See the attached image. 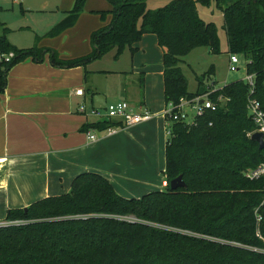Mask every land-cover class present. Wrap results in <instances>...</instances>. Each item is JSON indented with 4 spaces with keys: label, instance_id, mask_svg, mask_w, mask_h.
Segmentation results:
<instances>
[{
    "label": "trees",
    "instance_id": "trees-1",
    "mask_svg": "<svg viewBox=\"0 0 264 264\" xmlns=\"http://www.w3.org/2000/svg\"><path fill=\"white\" fill-rule=\"evenodd\" d=\"M106 1L109 10L97 14L110 21L91 33V52L85 56L63 60L50 48L20 50L0 36V52L15 54L0 66V94L7 72L19 62L48 56L55 68H85L112 49L120 53L154 35L162 51L165 103L203 95L208 89L200 81L194 93L188 91L180 64L199 46L220 53L216 26L202 20L197 9L214 2L222 14L227 53L246 61V73L254 77L252 97L264 113V0H173L155 10L147 9L148 0ZM85 2L74 0L47 37L72 28ZM248 90L242 80L226 84L209 95L213 102L226 99L217 111L192 126L172 124L163 190L124 198L106 178L85 173L73 179L66 194L27 210H8L5 222L11 225L0 228V264H264V219L257 223L255 213L262 214L264 176L244 175L264 165V149L251 139L255 125L246 109ZM119 125L104 121L84 131ZM178 176L185 187L170 189Z\"/></svg>",
    "mask_w": 264,
    "mask_h": 264
},
{
    "label": "crops",
    "instance_id": "crops-1",
    "mask_svg": "<svg viewBox=\"0 0 264 264\" xmlns=\"http://www.w3.org/2000/svg\"><path fill=\"white\" fill-rule=\"evenodd\" d=\"M107 17L110 21V16ZM73 27L56 38H50L49 42L39 43L40 48H55L53 50L58 51L63 60L84 54L62 52L67 43L76 47L77 29ZM94 73L86 71L84 81L92 85L89 75ZM73 74L68 69L53 67L48 56L42 62H19L6 74L5 90L0 94V205H5L6 213L10 209H24L45 198L68 193L73 179L85 173L106 178L115 192L124 198L139 199L152 191L164 189L165 177L160 188H157L158 183L150 180L156 177L154 156L156 158L158 151H164L165 158L168 140L167 135L164 138L158 118H154L156 114L153 120L120 129L113 136L102 137L100 131L94 130L97 140L91 142L87 138L91 130L85 132L84 127L102 121L81 114L77 109L80 105L88 110L104 108L109 102L102 104L100 101L94 106L96 92L93 87L86 89V95L79 83L71 80ZM141 75L143 95L138 96L132 88H126L123 98L114 102L122 100L134 111L152 113L156 106L151 101L148 103L145 71ZM74 86L75 90H83L82 97L75 96ZM161 94L163 99L162 83ZM132 151L137 162L127 165L128 153ZM143 151L152 154L151 162L141 156H144ZM115 178H125L120 183L121 188L110 180Z\"/></svg>",
    "mask_w": 264,
    "mask_h": 264
},
{
    "label": "rangeland",
    "instance_id": "rangeland-1",
    "mask_svg": "<svg viewBox=\"0 0 264 264\" xmlns=\"http://www.w3.org/2000/svg\"><path fill=\"white\" fill-rule=\"evenodd\" d=\"M171 1L173 0H148L146 6L149 10H155L166 6ZM73 4L74 0H0V36L5 35L7 42L16 49L23 50L34 46L40 48L39 43L49 42L50 38L47 37V34L62 20L65 11L70 10ZM197 7L202 20L211 22L216 26L220 42V53L213 54L206 47L199 46L183 56L180 67L186 78L188 91L194 93L199 81L203 87L210 91H216L226 84L244 80L247 73L246 61L243 57L236 55L238 59L237 71L231 72L228 69L229 54L227 53L225 32L222 29L221 11L214 2L209 6L198 5ZM107 10H109V4L106 0H86L83 12L79 16L75 27H73L77 29L75 35L76 47L67 43L65 44L66 49L62 52L68 54L73 53L71 51L84 53L77 57L89 54L91 52L90 34L109 22L108 17L105 22L101 21L97 12ZM162 69V54L155 36L144 35L131 48L125 46L120 53H117L116 49H112L86 65L85 68L68 69V72L75 73L71 80L77 81L84 92L89 86L93 87L96 92L93 95L94 106H96L100 101L103 104L104 102L110 103L122 99L124 96L123 91L126 88H132L134 94L138 96L143 95L144 85L141 83V72L145 71L147 81L145 95L148 103L151 101L150 103L156 106L154 108L156 110L151 111L154 116L156 114L154 118H158L162 133L166 138L173 123L169 121L166 125L164 121L163 112L168 107V103H165L161 94ZM86 71H95L94 74L89 75V77L91 76L92 85L86 83L83 79ZM73 90H75V86ZM210 91L207 93H212ZM187 112L191 116L192 112L189 109ZM143 154L144 156H141L145 157L147 162L148 159L149 162L152 161L150 159L152 154L149 155L144 151ZM157 155L153 159L157 167L156 177H152L150 180L156 182V184L158 183L157 188H160L161 181L164 178V151L160 153L158 151ZM137 157L139 156L137 155ZM127 159V165L137 162L133 157V151L128 153ZM124 179L115 178L110 180L116 182L121 188L120 183H123ZM5 213V205H0V222L5 221Z\"/></svg>",
    "mask_w": 264,
    "mask_h": 264
},
{
    "label": "built area",
    "instance_id": "built-area-1",
    "mask_svg": "<svg viewBox=\"0 0 264 264\" xmlns=\"http://www.w3.org/2000/svg\"><path fill=\"white\" fill-rule=\"evenodd\" d=\"M15 57L13 52L2 53L0 52V66L3 64L10 63ZM229 66L228 69L231 72L238 70L237 63L238 59L236 55L229 54ZM248 85V95H247V113L253 124L255 125L254 133H262L264 135V113L260 108L259 103L252 97L254 88V77L251 74H246L244 80H242ZM75 96L82 97L83 90L78 89L74 92ZM210 93H205L203 95L195 96L191 99L180 98L178 103H168V107L164 109L163 116L166 125L171 121L172 123H184L187 126H192L196 123L198 118L203 117L207 113L215 112L219 108V104L226 102V99L218 98L217 102H213L209 98ZM192 112L189 116L187 110ZM78 112L84 115L95 117L102 122H116L120 123L116 127H108L102 131L100 134L102 137H109L115 135L120 129L134 127L142 123L148 122L153 119L154 115L148 111L143 110L142 112L134 111L131 106L125 101H117L107 104L104 108H91L87 109L84 105L78 107ZM170 130L167 133V137H170ZM87 138L89 141L94 142L97 140L94 130L87 133ZM245 177L249 180H257L264 176V165H260L255 169H251L245 172ZM163 188L167 186L166 180L163 181ZM264 201L261 203V207ZM256 213V221L260 223L263 220L262 214ZM126 220H134L133 218H127ZM11 225L10 222H0V228L8 227ZM259 236V233H257Z\"/></svg>",
    "mask_w": 264,
    "mask_h": 264
},
{
    "label": "water",
    "instance_id": "water-1",
    "mask_svg": "<svg viewBox=\"0 0 264 264\" xmlns=\"http://www.w3.org/2000/svg\"><path fill=\"white\" fill-rule=\"evenodd\" d=\"M251 139L254 142L258 143L259 149H264V135L262 133H253L251 135ZM169 187L172 190H175L177 188H184L185 183L183 182L182 177L178 176L177 178H175L169 182ZM24 210H27V208H24ZM262 215H263V219H264V203L262 205Z\"/></svg>",
    "mask_w": 264,
    "mask_h": 264
}]
</instances>
